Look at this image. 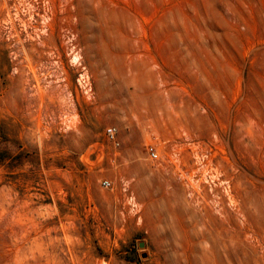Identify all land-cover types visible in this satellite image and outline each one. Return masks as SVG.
<instances>
[{
  "label": "rangeland",
  "instance_id": "rangeland-1",
  "mask_svg": "<svg viewBox=\"0 0 264 264\" xmlns=\"http://www.w3.org/2000/svg\"><path fill=\"white\" fill-rule=\"evenodd\" d=\"M0 264H264V0H0Z\"/></svg>",
  "mask_w": 264,
  "mask_h": 264
},
{
  "label": "built area",
  "instance_id": "built-area-1",
  "mask_svg": "<svg viewBox=\"0 0 264 264\" xmlns=\"http://www.w3.org/2000/svg\"><path fill=\"white\" fill-rule=\"evenodd\" d=\"M105 137L113 145H115V146L119 145V139H118V135H117V128L115 126H109V127L106 128ZM146 150H147L148 158L150 160H155V159L158 158L157 150H156V148L153 145H151V144L147 145V149ZM101 183L105 187L110 185V181L108 179H104Z\"/></svg>",
  "mask_w": 264,
  "mask_h": 264
},
{
  "label": "water",
  "instance_id": "water-1",
  "mask_svg": "<svg viewBox=\"0 0 264 264\" xmlns=\"http://www.w3.org/2000/svg\"><path fill=\"white\" fill-rule=\"evenodd\" d=\"M141 245L143 244V243H140Z\"/></svg>",
  "mask_w": 264,
  "mask_h": 264
}]
</instances>
